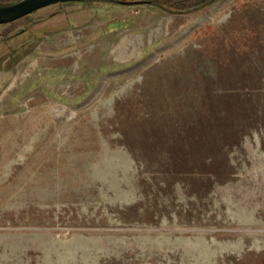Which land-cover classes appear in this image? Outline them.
I'll return each instance as SVG.
<instances>
[{
  "label": "rangeland",
  "instance_id": "374dc122",
  "mask_svg": "<svg viewBox=\"0 0 264 264\" xmlns=\"http://www.w3.org/2000/svg\"><path fill=\"white\" fill-rule=\"evenodd\" d=\"M0 264H264V0L0 25Z\"/></svg>",
  "mask_w": 264,
  "mask_h": 264
},
{
  "label": "water",
  "instance_id": "95a60500",
  "mask_svg": "<svg viewBox=\"0 0 264 264\" xmlns=\"http://www.w3.org/2000/svg\"><path fill=\"white\" fill-rule=\"evenodd\" d=\"M71 1L76 0H21L15 4L0 5V25H5L20 20L45 7ZM143 3L146 2H127L125 4L133 5Z\"/></svg>",
  "mask_w": 264,
  "mask_h": 264
},
{
  "label": "trees",
  "instance_id": "16d2710c",
  "mask_svg": "<svg viewBox=\"0 0 264 264\" xmlns=\"http://www.w3.org/2000/svg\"><path fill=\"white\" fill-rule=\"evenodd\" d=\"M171 2H175L176 0H170ZM135 2H138V1H135Z\"/></svg>",
  "mask_w": 264,
  "mask_h": 264
}]
</instances>
